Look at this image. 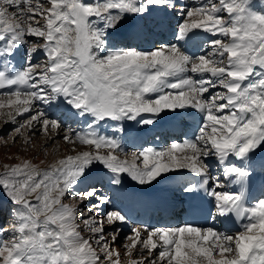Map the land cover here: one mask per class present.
Here are the masks:
<instances>
[{
	"label": "bare ground",
	"instance_id": "obj_1",
	"mask_svg": "<svg viewBox=\"0 0 264 264\" xmlns=\"http://www.w3.org/2000/svg\"><path fill=\"white\" fill-rule=\"evenodd\" d=\"M197 3L199 5L197 12L209 17L211 13L206 8V4L201 1ZM131 4L133 9L128 12L130 21L128 24L118 23L119 31L115 35L116 38L137 37L141 49L152 48L155 55L172 59L167 64L175 67L180 64V69L167 66V73L159 80L162 84L155 90L158 91L157 94L167 90L178 91L186 86L202 88V94L208 90L205 72L221 70L204 68V66L181 68V63L185 61L183 55L188 57L200 55L206 50L208 44L206 41L211 32L206 31L211 29L208 23L204 24L205 28L201 27L203 30L199 29L198 25H202L198 24L191 32L180 29L177 33L173 22L168 25V20H178V16L165 11L161 5L146 6L140 0H131ZM224 4L222 3L220 7ZM188 8L185 6L180 9L179 16L184 15ZM146 16L159 21L160 28L166 30L164 36L148 32V28L144 25ZM70 27L69 25L59 27L56 37L59 39L58 45L63 46L66 52L70 51L72 46ZM16 30L12 23H8L3 31L0 30V33H4V38H0V90L5 88L15 95L12 99L7 98L11 99L8 101L1 96L0 106L9 107L11 124L19 120L17 123L22 125L25 118L39 110L40 116L33 114L34 116L29 119L32 131L38 129L47 133L52 131L49 133V138H53L56 129L57 137L65 134L71 137L66 131L62 133L64 125L69 124L71 119L68 115H72L74 122L87 123L92 119L93 112L77 109L74 106L76 103L79 104L80 100L74 101V97L70 99L72 94L68 90H63L65 76L56 72L62 69V64L57 61L50 64L55 72L52 73L49 83L56 100L51 106L35 100V95L39 93L32 88L36 87L33 85L35 75L23 71L25 61L22 56L24 57L27 48L23 47V40L17 38ZM21 36L22 34L20 38ZM42 52L49 53L51 57V52H54L51 40L49 46ZM231 64L234 70L239 66V75H235L229 83L230 93L225 99L229 102V108L221 110L222 113L232 111L229 116L230 133L218 141L216 149L199 150L198 144L205 143L201 139L196 140L195 131L204 121H206L204 126L208 121H212L208 116L214 114L208 113L210 110L203 106V103L193 104V98L190 99L188 96L193 92L192 90L184 94L179 92L176 95L178 98L174 100L177 102L176 108L165 115L156 111H163L164 107L160 106V103L169 98L161 95L157 104H149L139 111L135 124L125 128V119L114 121L112 129L116 139L106 137L110 130L108 125L103 123V119L97 120L92 128L84 123L82 134L78 135L79 143L90 144L94 141L89 145V147L94 146L91 152L81 153L78 158L81 160L71 164L66 163L71 159L61 160L58 166L63 165L57 172L53 170L55 173L50 174L49 190L47 188L45 194L36 195L35 198L40 201L42 207H52L53 202L60 203L62 196L70 187L78 192L102 185L105 192H98L101 199L96 207L103 214L107 212L108 222L105 224V231L109 236L108 241L115 246L113 254L107 258L110 264L122 263L121 250L116 244L121 241L119 238L123 235L127 237L129 233L134 235V239L127 254L130 259L127 258L123 264H157L158 261V264L164 261L169 264L168 261L172 260V264H264V195L257 199L242 195L244 182H239L240 175L248 171L249 174H255L256 179H253V182L258 185L253 188L252 194L257 196L264 190V73H258L250 80L254 83L250 90H246L245 87L238 90L237 86L241 82L244 85L247 80L241 78L243 71L236 60H232ZM190 73L198 79L195 83L191 82L188 75ZM204 94L206 95L207 91ZM35 104L45 108L34 109ZM190 110H195L192 117L187 116ZM13 111L15 112L12 113ZM59 113L67 116L56 124L48 123V120L43 121L46 116H56ZM117 119L120 117L114 120ZM183 119L190 122L189 127L181 125ZM175 131L184 135V143L176 142L171 146H165L166 141L172 138ZM69 132L71 134L72 131ZM158 132L164 137L157 136ZM150 136L153 137L152 146L146 149L147 160L144 166H139L137 159L125 160L114 155H106L104 152L98 154L93 152L97 144L108 151H113L115 146L122 151L130 147L142 148L148 144ZM188 138L190 142L187 143ZM234 148H236V156L229 158ZM214 153H217L216 161L212 158ZM215 163L221 166L224 179L227 181L223 186L218 187L219 192L213 190L217 214H211L207 224H202L200 221L193 223L189 217L191 211L186 207L179 217L173 218L168 210L176 211V208L180 207L187 199V190L197 177L202 176L209 180ZM228 167L239 173L234 174L232 170H228ZM238 212L242 213V217L236 221L235 216ZM227 213H230V220L224 221L223 218ZM99 222H103L101 215ZM234 227L249 230L247 234L246 231L240 234L237 257L229 255L232 251V242L228 241L227 237L228 231L235 229ZM115 232L118 233L117 237L114 235ZM105 236L106 234L103 240L106 241ZM78 241L77 248L85 249L86 243L83 240ZM134 255L136 257L132 258Z\"/></svg>",
	"mask_w": 264,
	"mask_h": 264
},
{
	"label": "rangeland",
	"instance_id": "obj_2",
	"mask_svg": "<svg viewBox=\"0 0 264 264\" xmlns=\"http://www.w3.org/2000/svg\"><path fill=\"white\" fill-rule=\"evenodd\" d=\"M52 1L54 2V0H30L17 6V3L10 0H0V13H5L3 14L4 17H0V30L3 31L7 28L3 24V18L7 16V19L10 20L7 22V25L8 23H12L17 29V38L22 41L24 37L22 43L23 47L27 48V50L24 51V57L22 56L25 61L23 71L30 75H35L36 73L35 76L37 78L34 79L33 85L36 86L37 91H40L36 97L39 96L37 98L45 104H51L56 100L55 96L52 95L51 89H49L51 70L48 66L50 67V55L47 53L41 54V50H45L49 46L48 41L53 40L51 36L54 35V40H51L53 51H55V45L57 46L59 43V39H56L58 31L56 33L55 28L50 23L52 16L51 9L55 4ZM72 1V5L75 2H81L82 4L90 5L88 7H93L97 2L96 0ZM157 1L160 0H144L148 4ZM230 1L235 3L233 13L229 10L230 6L228 3V5L221 7V10L217 12V16L210 18L211 22L218 23L220 30L217 33H222V37L211 43L206 54H202V58L194 59V62L199 66H203L202 62L204 60L210 68L213 67L212 69L217 68L216 70H223V77L218 81H215L209 76L206 77L209 82L207 87L210 92L203 95V100L219 115L216 116L217 118H214L216 120L211 121L212 123L209 122L206 127L197 130L198 139L210 145L201 144L200 150H214V143L224 138L228 133L230 124L226 121L228 118L224 114H221L222 108H226L221 106L228 105V102L224 101L227 95L225 86L229 82V76H231L227 71V61L231 55L230 52H226L223 49V46L236 37L237 39L234 41L239 40L242 47H244L239 55V61L242 62L240 60L241 58L249 59L251 61L249 67L252 73L256 71L264 72V0ZM68 2L69 0H61L60 7L58 8V11L60 10L59 13L63 7L68 6ZM98 3L100 4L99 11L86 18L83 23V33L89 41L87 50L84 53H76V57L73 59L70 53L63 54L60 50L63 46L58 45L57 53L54 54V52H51V57L55 55V58L61 59V62L70 61L68 68L70 74L67 76L69 84L66 86V89L72 92L70 99L76 97L74 101H79L78 99L83 100V97L81 99L80 95L76 96V91L79 94L84 93L88 83L94 89L108 91L107 95H99L96 98L91 97L89 101L99 106L98 114H96L97 120L100 117L103 119L104 124L112 128L113 123L111 122L120 117L118 116L120 115V111L136 114L139 108H142V105L148 106L149 103L154 104L153 102H156L158 97L160 100V96H156V94L148 90L150 86L157 83V80L149 78L148 73L153 72L160 75L162 74V70L155 65H148L150 60L149 55H144V51L135 46H129L123 43H119L115 47L111 46L112 43H115L112 37L113 32L116 30L114 26L115 20L111 19L113 17L112 13L107 14L102 9L104 6H109L106 4V0H99ZM219 3V0H210L207 6L213 7ZM195 8L196 6L190 5L189 11ZM79 13L84 14L85 10L79 11ZM229 14L234 19L230 21L229 18V22L226 23L225 33L222 28L224 23L221 22L220 17H229ZM200 15L198 13L187 15L181 19L180 24L188 29L195 21L196 23L200 22L197 21L202 18ZM63 16L65 18L62 21L63 24L73 18L69 12H66ZM204 16L209 18L211 15L209 14V17ZM128 20L129 18L121 22L125 23ZM51 22L54 23V18H51ZM68 25L72 29V25ZM208 25L210 26V24ZM147 26L150 27L149 22ZM74 29L75 33L73 37L71 36V39H73V43H76L78 36L76 40L75 38L78 30L75 26ZM229 29L230 32L228 31ZM18 32L22 34L21 38ZM0 38H4L3 32L0 33ZM53 42L56 44L54 45ZM28 43L30 50L28 49ZM75 43L74 48L76 47ZM55 61L57 60H52L50 64ZM207 65L204 68H209ZM86 66L90 70L104 72L108 80L107 83H104V87L98 84L87 73L85 70ZM167 66L180 69V66L175 67L171 64H167ZM244 71H246L245 68ZM73 76H76V79ZM160 77H163V75ZM165 93L170 94L171 91L168 90ZM1 96L5 98V101H8L15 95L14 93L7 94V92H0ZM174 102L166 99L160 103V106H166L167 111L165 113H168L174 107ZM87 103L84 105V109L87 108ZM110 103H114L115 112L113 116L109 117L105 112ZM36 106V109L45 108L39 104H36ZM8 108V106H0V264H70L66 261L69 258L65 257V255L70 256V254H72L70 257L72 264H110L107 258L113 254L115 246L110 244L108 241L109 236L107 231H105V224L108 222L107 212L104 215L96 207L101 199L98 192H105L102 185L89 187L87 190H80L78 192L70 187L62 196L60 203L58 204L59 201L53 202L52 205L54 206L52 207H42L40 201L35 198L36 195H43L49 190L51 185L50 174L52 172L55 173L53 170L57 172L58 168L63 165L58 166L61 160L71 159L66 162L67 164H71L81 160L78 159L82 155L81 153L91 152L94 146L89 147V145L94 143V141L90 142V144L84 142H82L83 144L81 142L79 143L78 135L80 136L82 134L83 124H74L71 120L69 125L67 123L64 125V128L63 126L61 127L63 128L62 133L66 131L71 137L66 136V134L57 137L56 129L54 130V128L50 127L55 133L53 138H49V133H52V131H48L47 133L40 131V129L37 131L31 130L29 119L34 115L40 116L41 112L39 110L33 113L34 115L31 114L25 118L22 121V125H20L17 123L19 120L16 123H10ZM225 114L229 115L230 112L228 111ZM53 116H46V119L43 118V121L48 120V123L56 124L62 118L60 114H57V117L55 115ZM137 119L134 124L137 122ZM206 120L208 119L206 118ZM92 121L87 123L88 126H93L96 119ZM69 126L71 128H66ZM222 128L225 129V132L221 131ZM69 131H72L71 134ZM109 135L110 138L115 137L113 132H109L106 137H109ZM115 147L113 151L108 152V150L97 146L96 151L94 150L93 152L95 154L104 152L106 155H114L117 158L125 160L137 159L139 166L145 165L147 150L143 152L141 150L139 151V149L129 148L126 151H122ZM220 173V167H215L214 173L211 175L213 186L223 185V180L219 177ZM100 215L103 219L101 223L99 222ZM248 231H246V234ZM244 232L243 230L233 231L227 235L228 241L232 242V251L229 252L231 257L238 256L239 238L240 234ZM105 234L106 241L103 240ZM114 235L117 237L118 233L115 232ZM119 239L122 242L119 241L116 245L121 250L120 262L123 264L127 258L130 259V257H127V254L131 248L130 245L134 239V235L129 233V236L125 237L123 235ZM78 240H83L86 243L85 249L81 250L77 248ZM37 245L38 247L35 249ZM41 254L43 259H38L41 257ZM170 256L172 257L173 254ZM134 257L136 256H132V258ZM52 258L56 259L53 260ZM168 262L169 264L171 262L173 263V260ZM161 264H167V262L164 261Z\"/></svg>",
	"mask_w": 264,
	"mask_h": 264
}]
</instances>
